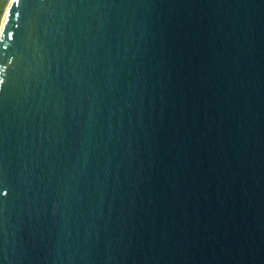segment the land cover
Returning <instances> with one entry per match:
<instances>
[{
    "label": "water",
    "instance_id": "obj_1",
    "mask_svg": "<svg viewBox=\"0 0 264 264\" xmlns=\"http://www.w3.org/2000/svg\"><path fill=\"white\" fill-rule=\"evenodd\" d=\"M0 264H264V0H11Z\"/></svg>",
    "mask_w": 264,
    "mask_h": 264
},
{
    "label": "rangeland",
    "instance_id": "obj_2",
    "mask_svg": "<svg viewBox=\"0 0 264 264\" xmlns=\"http://www.w3.org/2000/svg\"><path fill=\"white\" fill-rule=\"evenodd\" d=\"M10 1L11 0H0V27Z\"/></svg>",
    "mask_w": 264,
    "mask_h": 264
}]
</instances>
